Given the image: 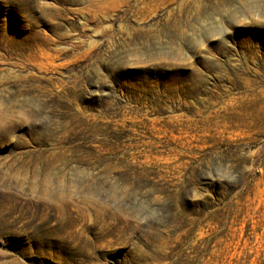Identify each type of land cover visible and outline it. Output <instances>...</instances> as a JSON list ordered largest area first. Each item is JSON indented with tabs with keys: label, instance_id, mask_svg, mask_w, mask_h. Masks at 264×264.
<instances>
[{
	"label": "rangeland",
	"instance_id": "obj_1",
	"mask_svg": "<svg viewBox=\"0 0 264 264\" xmlns=\"http://www.w3.org/2000/svg\"><path fill=\"white\" fill-rule=\"evenodd\" d=\"M0 264H264V0H0Z\"/></svg>",
	"mask_w": 264,
	"mask_h": 264
}]
</instances>
